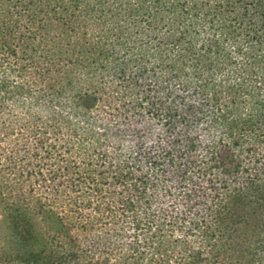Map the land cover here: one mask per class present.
<instances>
[{
    "label": "trees",
    "instance_id": "obj_1",
    "mask_svg": "<svg viewBox=\"0 0 264 264\" xmlns=\"http://www.w3.org/2000/svg\"><path fill=\"white\" fill-rule=\"evenodd\" d=\"M40 2L0 0L3 38L44 16L29 72L39 87L4 78L0 90L28 95L23 137L52 173L28 201L25 193L2 199L9 245L48 244L44 222L76 264H203L218 212L192 213L186 201L222 184L237 194L257 179L251 170L264 175V155L245 148L264 138V0H53L50 16ZM131 121H156L164 133L155 142L150 132L147 142L126 138L120 128L131 131ZM167 173L183 189L173 209L162 197ZM238 195L220 204L231 223ZM32 247L25 264H40Z\"/></svg>",
    "mask_w": 264,
    "mask_h": 264
},
{
    "label": "rangeland",
    "instance_id": "obj_2",
    "mask_svg": "<svg viewBox=\"0 0 264 264\" xmlns=\"http://www.w3.org/2000/svg\"><path fill=\"white\" fill-rule=\"evenodd\" d=\"M40 1V8L44 9L47 6V14L50 16L51 7L54 6L55 2H53V0ZM10 17L12 19L17 18V16L12 17L11 14ZM43 18L44 16L42 13H37L34 25H31V28H29V32L31 31L34 33L36 31V34H32L33 38L28 35L29 32L26 30L27 26L25 24L30 23L26 15L21 18V23L25 25V28L20 27L19 30H16L15 35L12 34L3 38L2 32H0V83L3 81L2 79L6 78L10 81H15V85H26L30 81L32 87H39L37 82L31 81V79L38 78L37 74H34L31 78L29 72L32 70L31 62L33 60H31L33 57V52H31V50L35 48L36 43H39L36 35L37 33L38 35L39 33L41 34V32H39V27L42 23L41 19L43 21ZM98 31L99 28L97 29V34ZM42 32H44V30H42ZM8 41H10V43ZM6 43L10 46L11 51L15 50V53H9L8 57L6 53L3 52L6 49L4 45ZM37 61L38 60L35 59L34 63L37 64ZM58 67L60 66L56 68ZM56 68L53 69L54 76H58L60 79L59 71H57L58 69ZM35 69L36 71L39 70L37 67ZM7 88L8 87L0 90V135L1 131H5V136H0V264H25V258L27 255L29 256L27 251L32 246L33 250L38 253L37 256L40 257V264H76L73 258L67 256V253L62 252L65 248V244L59 240V233L51 223L45 224L41 222L40 224L43 226L40 228L41 237L45 238V240L49 242L48 244H37L36 246V244H32L31 241L24 237L16 242L15 245H9V224L6 222L7 209L2 199L7 202L8 199L11 200V196L14 197V195L25 193V200L28 201L31 191L32 194H35L37 192L36 189H40L38 191L42 192L47 185L50 187V180L47 181L43 189L40 188L41 186L39 185L42 178L52 177V173H49V171L46 172V170L43 171V163L46 162L43 157L42 159L39 157L31 159L30 153L32 152L30 149L32 146L30 145V147H28L29 145L27 141H25L26 136L23 137V135L26 134L25 128L22 126L20 127V125L22 121H24L22 118H24L29 111V106L27 105L29 104L28 99L25 98V95H28L24 94L25 92L23 90L20 92H6L10 86L8 89ZM126 109L130 110L128 107H126ZM125 114L127 115V113ZM122 119L123 117H120V120ZM120 120L118 122L121 124ZM138 120L140 121L139 118ZM126 121H128V119ZM131 122V131L125 132L123 130L127 125L122 126V129L120 128V130H122V136L126 138H138L137 140L140 139L142 141L144 135H146L147 142V135L150 137L151 133V142H155L157 141L156 139H159L164 133V129L157 125L158 122L156 121H153L151 124L147 123L148 125L146 128H143V125L140 123V125H136L133 121ZM149 125L152 126L150 130ZM125 133L129 135H125ZM245 148H249L251 151L253 150L252 152H254L257 157L264 155V138H262L261 142H258L256 146L249 145ZM14 150H17L16 154ZM28 150L30 152H28ZM11 154L13 155L11 156ZM23 155H25L24 158ZM253 161L255 160L249 161L252 162V164H249L248 167L255 166L254 168L259 169L261 163L253 164ZM235 162L237 165H242L239 167V171L242 172L244 169L243 163L238 162V160ZM38 165H40V167H38ZM215 165L219 166V163ZM220 167L222 166H219V168ZM39 169L42 170L40 174ZM262 169L264 170V167ZM30 170H33L34 174L29 175ZM41 173H44V175ZM250 173H255L257 179L254 180L255 176L252 175L254 181L250 185H242L240 187L241 190L237 192V194H239V201L237 202L238 207L236 215L233 218L235 223L226 220L220 210V204L226 205L228 203L229 199H227V196L237 195L236 193H228L227 190L224 189L225 184H222V187H219L216 191L209 190L206 195H202V193L201 195H192L191 198L186 201L188 208L193 207L192 213L195 212V209H200L202 215H207L209 213L207 207L210 206H214L212 208L218 212V216L210 223V228H208L209 230L206 233L209 235L206 236L209 245H214L208 246V249L211 250L210 253L206 255V261L203 264H262V261H264L262 260L264 259V175L258 176L260 173L252 170ZM166 175V180L165 177L162 176V197L163 201H167L173 209L181 202L182 199L179 198V193L182 192L183 189L179 188L180 182H178V178L175 177L174 173H167ZM224 177V179L228 178L226 175H224ZM239 178V182L242 180L246 181L244 173H241ZM57 181L59 180H56L55 183H57ZM229 189H233L232 186H230ZM48 191L49 190L43 192L46 194V197L48 196ZM45 194H43V196ZM50 198L51 196L48 197V199ZM47 202H49V200ZM183 208L187 209L185 206ZM223 212H225L224 209ZM220 231H224L222 238L219 240L211 239L215 234L220 233ZM53 236L56 237V240L52 238ZM34 242L36 243L37 240ZM56 244H58V246H56ZM36 247L39 248L36 249ZM214 249L218 251L216 253L218 256L212 251Z\"/></svg>",
    "mask_w": 264,
    "mask_h": 264
}]
</instances>
